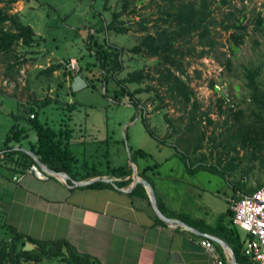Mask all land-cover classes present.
I'll list each match as a JSON object with an SVG mask.
<instances>
[{"label":"trees","instance_id":"trees-1","mask_svg":"<svg viewBox=\"0 0 264 264\" xmlns=\"http://www.w3.org/2000/svg\"><path fill=\"white\" fill-rule=\"evenodd\" d=\"M15 1L0 0V54L13 55L15 58L13 64H7L6 73L15 64L18 65L17 69H19V66L24 62V59H20V55L16 53V48L20 46L31 47L40 39L35 34L32 25L24 22L20 13L9 12L11 4ZM141 1L122 0L121 10L112 11L109 21L105 20L102 11H98V22L91 25L92 31L88 32V37L84 40L87 51L84 55L77 57L79 63L86 56L91 57L92 60H86L84 67L80 64V70L76 74H81L88 83L100 81L104 86L105 94H110L109 96L114 101L125 98L126 101L128 100L127 102L135 107H140L141 110L143 107L140 106L138 96L142 92L147 93L148 99L158 102L154 107L155 110L164 108V98L165 96L168 97L177 105V109L183 112L186 120L183 123V115H180L176 123L173 124V121L166 115L167 123L173 128L170 127L169 135L166 134V136L159 138L154 136L155 134L149 128L146 118L143 117L145 118L143 122L149 133L159 142H166L172 134H176L178 144L180 141L185 142L186 152H179L175 142L171 145L176 149L175 153L185 163L187 171L192 172L198 169L217 171L216 166L223 162L224 171L228 175H232L235 171L234 163L237 162L239 165L244 157L253 159L257 157L258 151L264 150V79L261 77L263 63L259 62L250 66L242 65L243 82L246 89L245 98L249 100L245 107L235 108L231 104L226 109H221V101L218 98L219 111L226 114L223 120L225 132L220 131L218 135L227 134V138L230 139V142L228 140L227 142L232 143L230 148L227 149L226 147V150H222L220 153L225 160L218 156V152L215 153L216 157L212 154L215 158L210 155L211 151L209 155L202 151L198 152L206 137V133L201 128L203 116H207L208 123L214 124V121L208 117V110L200 109V102L196 97L194 88L190 85L191 78L187 73V67L189 58L210 56L214 57L228 71H231V57L239 45L244 43L248 33V23H243L246 14L243 9L236 7L233 0H161V3L156 5V17L154 19L142 14L136 21L135 31L142 33L137 36V42L130 48L132 57L128 60L132 64V69L128 70L124 76H120L124 70V49L118 44L110 43L107 37H99L98 35L110 31L125 33L129 27L125 26L124 21L120 19L122 11L132 6L130 11L134 12V4ZM226 5L228 9L223 10ZM103 7L106 10L109 9L106 3L103 4ZM216 9L220 10L222 17L218 18L214 15ZM150 20H152L151 24H149ZM251 21L253 31L264 34V14L261 11L256 12ZM216 27L230 31L228 37L229 55L218 47V41L213 34L216 32ZM254 43L257 44L258 41L255 39ZM140 58H153L150 70L143 67L145 62L139 60ZM61 66H63L61 63L53 64L47 69L40 70L39 73L50 76L54 69H59ZM92 67H94L95 72ZM72 73L70 70H64L62 74L66 76L73 75ZM196 77H200L199 71H196ZM152 80H156V83H150ZM209 86L214 90L216 89L213 79H210ZM60 87H62V82L58 83V88ZM68 89L70 90V86ZM162 91L165 93L162 94ZM65 92L66 95L67 91ZM51 104L56 105L55 109L60 107L64 111L66 108L69 112V115L53 121L56 122L55 126L42 121L38 116L40 109ZM18 105L22 114L13 116L15 122L0 147V166L20 174L35 164L33 158L25 151L14 149L16 144L17 147H23L22 140L28 139L29 134L25 127L27 125L35 130L36 140H28V147L26 148L36 154L49 168L65 171L75 180L88 179L106 173L121 178V180L115 181L119 187L130 183V178L124 179L125 176L132 173V166L129 162L112 166L110 161L106 160L107 168L105 171L97 168L99 163L96 165L92 162L93 164L89 165L87 160H83L79 164V159L70 149V140L73 138L74 130L68 127L75 102L65 100L59 89L56 90L54 96L45 95L39 101L33 100L27 105L21 103ZM21 119L25 120V125H21ZM257 125L260 127L258 128ZM217 138L215 133L209 135L207 145L210 144L209 146L214 148L218 145L223 146L225 140L221 143L217 141ZM234 142L239 144L248 154L245 156L230 155L231 151L236 150ZM187 151L192 155L191 159L189 154H186ZM133 154H139L143 157L149 155L141 148L135 149ZM130 158L131 161H134L132 154H130ZM211 158L215 161L208 163L206 160ZM192 159L194 163L191 162ZM82 170H85V173H82ZM239 182L241 183L242 180ZM89 186H111V184L94 181ZM259 186L261 183H257L252 188H246L244 183L238 185L241 190L247 191L255 190ZM144 190L145 188L141 184H136L131 193L141 192L145 194ZM161 202L159 200L160 208H162ZM4 226L8 231V236L0 240V264H101L95 257L78 252L67 240H43L20 232L11 225ZM25 243H30L32 248H26ZM243 244L242 241H238L241 251ZM241 254L244 262L252 261L243 252ZM238 259L241 260L239 257Z\"/></svg>","mask_w":264,"mask_h":264},{"label":"rangeland","instance_id":"rangeland-1","mask_svg":"<svg viewBox=\"0 0 264 264\" xmlns=\"http://www.w3.org/2000/svg\"><path fill=\"white\" fill-rule=\"evenodd\" d=\"M121 1L16 0L11 4L9 12L20 13L24 22L32 25L35 34L40 39L31 47L20 46L16 48V53L20 55V59H24L19 69H17L18 65L15 64L6 73L5 68L7 64H13L15 58L13 55L5 56L0 54V147L6 134L15 122L13 116L22 114L18 103L27 105L33 100H41L45 95L54 96L56 90L59 89L65 100L75 102V108L71 112V120L68 121V127L74 130L73 138L70 140V149L77 156L76 158L79 159V164L86 159L88 162L96 163V165L99 163L103 168L106 166V160H110L114 165H121L129 162L131 159L130 154H132L133 160L136 163L139 154L134 155L133 152L135 149L141 148L145 152L152 154L156 161L161 162L165 160V157H163L164 152L169 153V155L175 154L177 158L172 160L178 170V172L176 170L175 172H177V175L185 174V171L182 170L185 168V163L175 153L176 149L171 145L174 142L175 144L177 143L176 134L170 135L166 142H159L157 138H154L149 133L143 122V119L146 118L145 120L149 128L155 134L154 136L160 138L166 136V134L169 135L171 131L170 127L173 128V126L167 123L166 115L173 121V124L176 123L180 115H183V123L186 120L183 112L177 109V105L172 100L165 96L163 101L165 107L155 110L154 107L158 102L148 99L147 93L142 92L138 96L140 106L141 108L143 107V110H141L140 107H135L127 102L128 100L126 101L125 98L114 101L109 96L110 94H105L104 86L100 81L92 83L86 81V87L77 91H73L70 87L69 90L68 87L72 84V76L76 73L73 72V75L66 76L62 74L64 70H70L68 66L70 58L77 59V57L86 53L87 49L84 40L87 39L88 32L92 31L90 29L91 25L98 22V11H102L105 20L109 21L112 11L121 10ZM160 1L142 0L134 4V12L130 11L132 6L122 11L120 19L124 21L125 26L129 27L125 33L110 31L98 35L99 37H107L110 43L118 44L124 49V70L120 76H124L128 70L132 69V64L128 60L132 57L130 48L137 42V36L142 33L135 31L136 21L139 20L142 14L154 19L156 17V5L160 4ZM104 3L109 8L108 10L103 7ZM233 3H235L236 7L243 9V12L246 14L243 23H248V33L245 36L244 43L239 45L231 57L232 70L228 71L214 57L210 56L189 58V65L187 67V73L191 78L190 85L194 88L196 97L200 102V109L203 111L208 110V117L214 121V124L208 123L207 116H203L201 121V128L206 133V137L202 142V148L198 152L202 151L207 155L211 151L210 155L214 154L215 156V153L217 154V152H221L222 150L225 151L226 147L228 149L232 145V143H228L230 139L227 138V134L218 135L220 131L225 132L223 120L226 117L225 113H220L219 111L218 98L221 101V109H226L231 104L235 108L245 107L246 103L249 102L248 98H245L246 89L243 82L244 72L242 65L250 66L262 62L261 77L264 79V34L259 31L254 32L253 24L251 23V19L256 12L261 11L264 14V0H233ZM227 9L228 6L226 5L223 10ZM214 15L218 18L222 17L219 9L215 10ZM151 23L152 20L149 21V24ZM215 31L213 34L218 41L219 49L229 55L228 37L230 31L222 30L219 27H216ZM255 39L258 41L257 44L254 43ZM68 57L69 59H66ZM90 58L88 56L84 57V60L80 61V63L78 62L79 66L81 64L84 67L86 60H92ZM139 60L145 62L143 67L146 70L151 69L153 58H140ZM57 63H61L63 66L59 69H54L50 76L40 75V70L47 69L50 65ZM92 68L95 72L94 67ZM196 71H199L200 77H196ZM210 79H213L216 85L215 90L209 86ZM59 82H62V87L60 88H58ZM150 83L155 84L156 80H152ZM130 87L133 88L134 86ZM65 91H67V96L65 95ZM161 93L164 94L165 92L162 91ZM152 94L154 95V93ZM55 106L51 104L40 109L38 113L42 121L52 126L56 125V122L53 121L69 115L66 108L62 111L60 107L55 109ZM20 123L21 125H25V120L21 119ZM257 126L258 128L260 127V125ZM25 127L27 128L29 137L22 140L21 144H23V147L19 148L21 150L22 148L27 149L28 140H36L35 130L29 128L27 125ZM212 133L217 135V141L222 143L225 140L223 146L220 147L218 145L214 148L210 147V144L207 145L208 136ZM106 140H108L107 143L101 144L102 141ZM158 143L164 144L163 151L155 149V145ZM177 145L179 152L186 150L184 148L186 147L185 142L180 141ZM15 147H17V144ZM233 153L231 151L230 155ZM186 154H189L190 159L192 158V155L188 151ZM89 155L91 157H88ZM214 156L212 158L216 157ZM212 158L206 161L213 163L215 159ZM134 161H130V163ZM191 162L194 163V160L192 159ZM223 164L222 162L216 166L217 171L198 169L192 172L187 171V173L188 175H228L224 171L225 165ZM241 164L234 163L235 171L231 176L232 182L240 181L238 179L241 178V168L247 169V165ZM42 177L46 176L42 175ZM250 180L256 182L264 181V175H258L257 178H250ZM16 184L18 182L15 180L12 172L0 166V206L5 207L8 203L10 204V201H12L10 199L12 196L10 191ZM227 192L230 194V190H227ZM0 210H3V208H0ZM2 222V216L0 215V223ZM7 236L8 231L0 225V240ZM27 247H29V243L26 245Z\"/></svg>","mask_w":264,"mask_h":264},{"label":"crops","instance_id":"crops-1","mask_svg":"<svg viewBox=\"0 0 264 264\" xmlns=\"http://www.w3.org/2000/svg\"><path fill=\"white\" fill-rule=\"evenodd\" d=\"M163 145L158 143L155 149L163 151ZM235 146L234 155L248 154L239 144ZM220 153L218 156L225 160ZM163 157L164 163L156 161L152 154L139 155L137 172L152 186L158 207L162 201L160 211L187 226L162 221L155 214L146 189L145 194L131 193L135 186L124 190L131 181L122 187L111 183L98 187L89 186L90 183L75 185L71 180L64 184L52 175L42 177L32 168L20 174L7 169L18 184L10 191V204L0 206V225H11L43 240H67L78 252L95 257L101 264H233L230 250L238 264H254L251 257V262L242 260L241 253L246 255L244 244L241 251L238 241L244 243L246 234L232 221L229 203L240 193L249 192L238 187L241 183L246 188L264 184L250 180L264 175V150L253 159L243 158L241 163L247 169L241 168V183L232 182V175H188L186 168L182 169L186 175H177L172 161L177 156L164 152ZM97 168L105 171L107 165ZM102 176L113 178L106 173ZM116 178L114 181L121 180ZM128 178L130 175L124 177ZM205 239L211 241L212 251L202 245Z\"/></svg>","mask_w":264,"mask_h":264},{"label":"built area","instance_id":"built-area-1","mask_svg":"<svg viewBox=\"0 0 264 264\" xmlns=\"http://www.w3.org/2000/svg\"><path fill=\"white\" fill-rule=\"evenodd\" d=\"M68 66L75 73L80 69L76 58H70ZM229 207L232 221L246 234L244 253L254 260V264H264V184L255 190L231 198ZM202 245L208 251H212L209 239L203 240Z\"/></svg>","mask_w":264,"mask_h":264},{"label":"water","instance_id":"water-1","mask_svg":"<svg viewBox=\"0 0 264 264\" xmlns=\"http://www.w3.org/2000/svg\"><path fill=\"white\" fill-rule=\"evenodd\" d=\"M87 86V82L86 80L82 77L81 74H75L72 78V84H71V89L73 91H77L83 87ZM20 147H15V149H19ZM23 151H25L27 154H29L33 160L35 161V164L33 165V169L38 173L41 174L40 176L44 175V176H48V175H52L55 178H57L58 180H60L62 183L67 184L69 180L73 181V183L75 185H86L89 184L93 181H97V180H103V181H107L111 184H113L115 187H117V184L115 183L114 180H116V177H105V176H95V177H91L88 179H82V180H75L72 179L71 176L65 172V171H56L53 170L51 168H49L45 163H43L36 154H34L31 150L29 149H25L22 148ZM131 160H129L130 163ZM130 165L132 166V173L130 174V178L131 180V184L129 187H126L124 190L125 191H130L136 184H141L147 191L148 195H149V199L151 202V206L155 212V214L162 220L164 221L166 224L169 225H182V226H187L184 222L178 220V219H173V218H168L166 217L159 209L157 201H156V196L154 193V190L152 188V186L149 184V182L147 180H145L142 176H140L137 172V167L136 165L131 162ZM216 239V238H214ZM226 246H228L227 244H225ZM230 260L233 264H238L237 261L235 260V256L232 252V250H230Z\"/></svg>","mask_w":264,"mask_h":264}]
</instances>
